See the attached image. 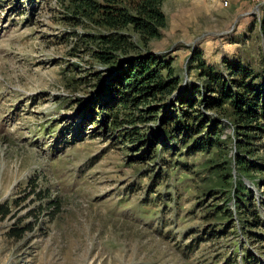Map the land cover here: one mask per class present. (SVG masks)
<instances>
[{
    "label": "rangeland",
    "instance_id": "1",
    "mask_svg": "<svg viewBox=\"0 0 264 264\" xmlns=\"http://www.w3.org/2000/svg\"><path fill=\"white\" fill-rule=\"evenodd\" d=\"M252 3L164 0L160 35L144 43L119 30L134 47L118 57L169 63L180 82L170 99L201 87L194 53L224 74L238 61L263 79L264 9ZM110 32L66 0H0V264H249L248 252L264 264V132L247 139L226 112L199 106L220 148L189 153L181 142L149 146L151 132L166 137L147 105L90 112L109 100L102 81L116 67L92 50ZM128 112L147 119L130 124ZM238 153L253 163L247 175Z\"/></svg>",
    "mask_w": 264,
    "mask_h": 264
},
{
    "label": "trees",
    "instance_id": "2",
    "mask_svg": "<svg viewBox=\"0 0 264 264\" xmlns=\"http://www.w3.org/2000/svg\"><path fill=\"white\" fill-rule=\"evenodd\" d=\"M66 1L72 13L77 14L79 18L88 19L97 27L111 31L93 39L99 48L92 50L95 59L100 64L115 65L116 69L111 78L102 81L101 94H110L109 100L103 101L102 104L92 101V104H89L90 112L95 111L93 108L99 109L101 113L104 109L113 110L117 104L120 108L131 110L139 109L141 104L147 105L145 112L148 119L141 114L134 117L128 112L125 114L134 118H128L126 121L136 125L139 120L147 119L148 122L156 120V123L162 126L166 138L160 140L158 135L156 136V131H148L154 134L153 138H149V146L158 143L166 148L181 142L189 153L217 152L220 148L217 126L208 125V116L201 114L199 106L200 108L206 106L216 112H226L233 118L236 130L238 128L243 130L245 133L242 135L247 139L258 138L255 133L264 132V76L259 80L261 74H255L252 69L240 62L228 63L226 66L228 71L224 74L215 70L213 66L206 65L199 60V54L194 53L191 59L198 61L200 66L201 87L187 85L184 91L170 99L180 82L169 63L150 52L126 59L118 57L121 53L132 51L134 47L127 41L125 35L117 33L119 30L132 28L139 33L144 43L160 35L159 31L166 26V16L161 9L164 0H129V6L125 7L121 6L118 0ZM260 30L264 41V19L260 23ZM115 113L114 122H119L118 112ZM103 117L106 120L107 115ZM89 118L92 119L91 116ZM249 146V141L238 138L236 144L238 151L252 154V148ZM244 153L237 154L235 164L240 174L247 175L253 168V163ZM239 190L246 191L249 197L250 192L241 180L238 182L237 193ZM245 206L246 203L241 202L237 207L243 211ZM244 212L246 211L242 213ZM251 220H253L251 226L256 224V219ZM245 257L251 264L253 261L251 253L248 252Z\"/></svg>",
    "mask_w": 264,
    "mask_h": 264
},
{
    "label": "built area",
    "instance_id": "3",
    "mask_svg": "<svg viewBox=\"0 0 264 264\" xmlns=\"http://www.w3.org/2000/svg\"><path fill=\"white\" fill-rule=\"evenodd\" d=\"M222 7H228L233 0H217ZM244 1H251L253 2V6L258 12L259 10L264 9V0H244Z\"/></svg>",
    "mask_w": 264,
    "mask_h": 264
}]
</instances>
